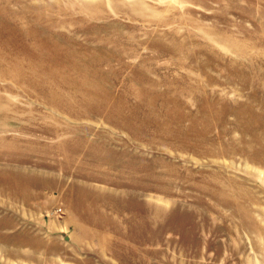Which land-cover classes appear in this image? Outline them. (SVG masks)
<instances>
[{"label":"rangeland","instance_id":"obj_1","mask_svg":"<svg viewBox=\"0 0 264 264\" xmlns=\"http://www.w3.org/2000/svg\"><path fill=\"white\" fill-rule=\"evenodd\" d=\"M0 264H264V0H0Z\"/></svg>","mask_w":264,"mask_h":264}]
</instances>
